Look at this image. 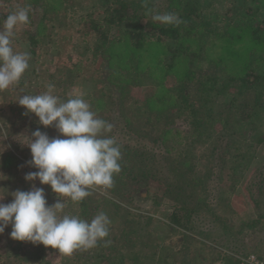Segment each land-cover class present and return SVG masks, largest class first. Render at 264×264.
I'll use <instances>...</instances> for the list:
<instances>
[{
    "label": "rangeland",
    "instance_id": "1",
    "mask_svg": "<svg viewBox=\"0 0 264 264\" xmlns=\"http://www.w3.org/2000/svg\"><path fill=\"white\" fill-rule=\"evenodd\" d=\"M107 1L12 0L15 3L14 11L22 8L23 4L29 3L32 27L37 32L44 34L43 37L45 36L40 47H37L38 53H41V61L38 62L36 68L40 72L48 71L47 74L55 73L59 65L69 67L70 63L80 61L81 70L77 71L71 83L68 84L63 79L61 83V77L58 76V79L56 78L58 81L49 82L47 74L30 81L32 73L25 72L21 79L26 80L27 83L20 84L18 82L8 89L0 90V159L5 157L4 159H7L5 165L12 169L11 173L4 176L0 173V198H2L0 203H10L14 199L12 193L16 190H22L23 188L25 191H29L35 186L44 189L48 205H53L58 200L65 203L61 215H76L81 219L91 221L95 215L99 214V211L105 210L104 205L106 203H102V200L103 197L108 198L107 188L94 186L96 193L89 194L90 198L88 199L90 202L82 210L69 197L59 196L55 193L50 185L41 184L38 179L35 181L25 179L27 173L38 171L30 164L32 154L27 143H29L31 133L37 130L38 127H42V132L47 133L50 138H61V136L54 124L52 125L54 129L51 126H44L39 123V118L34 113L25 114L27 112L26 108L19 105L17 100L25 94L38 95L45 93L48 90V85L52 84L54 85V94L62 100H67L70 96L82 93L83 98L90 104L91 109L97 113V116L113 125L110 134L116 140L141 146L152 154H147L142 169L146 173L145 178L149 179L145 183L148 187L147 197L138 194L139 188L136 187L137 185L129 184L124 187L123 192L125 195L122 196L120 204L129 212L151 217V226H147V229L151 231L153 228L152 230L156 235L154 234L149 240H146L148 236L146 238H134L128 243L125 237L118 239L117 244H115L118 249L128 244V247L123 250L122 264H182L178 261L181 254L185 255L186 252H189L187 256H191V254H195L194 250H197V248H200L199 251H203L202 253L207 258H215L217 261H214L213 264H236L234 260L223 262L222 254L224 253H232L239 264H245L240 262L239 257L244 258L248 254L257 256L255 254L257 253L264 258V220L255 219L256 216H254V210H252L253 199L249 194V189H247L250 186L252 187V184L257 186L258 173L264 171V143L253 147L252 153L254 156L250 164L243 163L233 167L231 163L226 162L223 167L219 165L214 167L210 176L207 186L211 197L209 202L215 203L214 198L219 191L224 196H228V203L221 201L220 204L214 205L217 206L216 211L219 212L216 214L231 219L233 225L231 224V226L225 228L215 219L214 215L208 216V212L204 207L195 210V213L199 214H195L198 223L197 230L204 229L209 236H216L215 232L218 234L225 233L218 239L219 241L225 238L226 245L224 247L215 245L208 237H206L205 246L204 244L201 246L198 242L202 239L195 233L190 234L193 240L188 242V247H183L182 235L178 231L171 232L172 230L167 225L166 214L170 212L172 203L170 197L161 195L162 187L171 179V174L167 171L162 156L169 147H172L173 151L175 147L173 144H176V141L179 142L189 128L185 126V123L181 125L179 122L181 131L174 132L172 129L167 137L161 135L160 131L159 135H149L148 130L141 127L125 122L121 124L120 121L115 119V116L120 102L147 99L154 94H168V92H165L166 88H174L178 77L174 72L167 71L164 67L162 69L157 61L160 58L167 63L164 55L166 51L165 43H156L154 42L155 38L146 42V40H149L146 39L140 57L141 73L132 80L122 82V88L118 89L115 78L120 80L129 78L125 71L121 70V65H125L129 61V57L127 56L126 60L121 62L120 59L114 56L111 60L108 50L104 52L106 55L99 50L96 56L83 50L86 44L94 43L95 39L92 35L84 36L82 33L84 27L77 17L80 13L84 15L100 14ZM168 1L137 0V2L151 5L154 8L155 15L166 12ZM201 1L203 13L206 15L213 12L228 15L230 12L227 10L232 8L231 5L233 7L234 4L238 6V1L246 7L250 6V10L246 12L247 19L240 23H237L234 13H232L227 16V21H222L215 26L202 24L203 28H200V31L204 34L206 30L213 28L204 46L200 44L199 38L193 37L194 41L201 47L198 48L193 45V48L197 51L204 49L205 58L217 63L216 66H212L215 73L233 76L243 74L244 62H248V56L259 52H257L258 49L255 45L249 48L251 37L249 33L255 30L260 36L256 38L260 41L259 45L264 44V0H243L244 3L241 0ZM135 7L130 8L135 10ZM135 11V14L142 12L139 8ZM129 14H131V9ZM152 17L151 15L150 17L140 18L139 23L143 26L145 32L152 30L151 23L155 21ZM21 26L18 25L15 29V36L12 41L14 52H27L23 47L25 39L21 36ZM2 29L3 26H0V30ZM120 32L118 30L117 34L116 29L111 28L108 31L110 39L119 38ZM121 47L124 48L123 45ZM125 50L126 47L122 51ZM243 57H245L244 61ZM180 64L176 69V73L180 72V67H182ZM205 65L207 64L205 63ZM230 91L234 93L235 89H230ZM172 93L169 92L170 95ZM93 97H95L94 101H92ZM230 97L229 92H222L218 100L227 101ZM155 136H158L157 140H154ZM15 177L23 178V181L19 180L16 186L14 184ZM4 184L8 185L5 186ZM91 189L93 188L91 187ZM50 193H53L54 196ZM97 194L100 195L101 201H91ZM154 199H160V201L156 203L153 202ZM249 219H254L256 225L247 227L248 229L238 230V223L240 221L246 222ZM109 220V225H112L114 221L111 218ZM259 227H262V230ZM11 231L12 228L8 225L4 232L0 233V264H84L77 261L76 258L79 256L86 257L87 255L92 257L94 253L93 250L87 249L84 250L83 254L78 250H74L71 255H65L59 253L58 249L45 246L39 242L16 240L10 236ZM116 247H114L115 250L112 248L114 251L111 250L110 255L116 253L118 250ZM39 252H42V255L37 259L34 255L35 253L40 254ZM219 257L221 260L217 259ZM72 259H75V262ZM97 264H106V262L99 260Z\"/></svg>",
    "mask_w": 264,
    "mask_h": 264
},
{
    "label": "trees",
    "instance_id": "2",
    "mask_svg": "<svg viewBox=\"0 0 264 264\" xmlns=\"http://www.w3.org/2000/svg\"><path fill=\"white\" fill-rule=\"evenodd\" d=\"M241 1L244 3L243 0ZM14 5L12 0H0V26H3L7 15L14 11ZM168 5L165 13L177 14L181 23L176 25L153 21L150 32H145L139 21L140 18L155 15L154 8L146 3L137 2V0H108L98 15L80 13L77 17L84 27L82 33L84 36L92 35L95 39L94 43L83 46V50L91 52L95 56L99 50L103 53L108 50L111 60L114 56L121 62H124L127 56L129 57V61L125 65H121V70H124L129 78L121 80L115 78V83L120 90L123 86L122 82L132 80L141 73L140 57L145 40L149 39L146 40L149 42L150 39L155 38L154 42L165 43L164 55L167 63L160 58L157 61L162 69L164 67L167 71H172L177 75L175 87L166 88L165 92L168 94H154L147 99L120 102L115 119L121 124L130 123L148 130L149 135H159L160 131V134L165 137L172 129L174 132L181 131V125L185 123V126L189 128L185 131L186 134L180 138L179 142L176 141V144H173L175 146L173 151L172 147H169L162 156L165 167L171 174V179L164 184L161 193V195L170 197L172 203L170 212L166 214L167 225L172 230L171 232L178 231L182 235L183 247H188V242L193 240L190 234L194 233L202 239L198 242L201 246L208 237L215 245L224 247L226 245L225 238L219 241L218 239L225 233L215 232L216 236H209L206 230H197L195 210L204 207L208 216L214 215L215 219L225 228L233 225L231 219L216 214L219 212L216 211L217 206L214 205L220 204L221 201L228 203V196H224L219 191L215 195V203H210L211 197L207 186L214 167L218 165L223 167L226 162L231 163L233 167L243 163L250 164L254 156L253 147L264 143V44L259 45L260 41L256 38L260 36L255 30H252V33H249L251 35L249 48L255 45L259 52L248 56V62H244V73L235 76L217 74L212 69V66H216L217 63L205 58L204 49L197 51L193 48V45L201 48L193 37L199 38L200 44L204 46L213 28L206 30L204 34L200 31V28H203L202 24L215 26L222 21H227V16L232 13H234L237 23H240L247 19L246 12L250 10V6L246 7L238 1V6L231 5L232 8L227 10L230 12L228 15L216 12L206 15L203 13L201 0H169ZM134 6L142 12L135 14L136 9L130 8ZM23 7H29V3L23 4ZM130 9L131 14H129ZM30 18L31 10L29 11V23L22 24L20 31L21 36L25 39L23 47L30 54V66L26 72L32 73L30 81H34L43 74H47L48 71L40 72L36 68L38 62L41 61V53H38L37 47H40L45 36L43 37L44 34L34 30ZM111 28L116 29L117 34L118 30L119 32L121 30L119 38L110 39L108 31ZM195 33L197 34L193 36ZM122 45L124 48L126 47L125 51H122L124 49L121 47ZM104 54L106 55V53ZM244 60L245 57H243ZM157 61L155 60V62ZM80 63V61L70 63L69 67L59 65L55 73L47 74L48 81L56 82L58 81L56 78L61 77V83L62 79L67 84L71 83L77 71L81 70ZM178 63H181L182 67H180V72L176 73ZM19 83L27 82L20 79ZM230 89H235V92H231ZM169 92L173 93L170 95ZM222 92H229L230 99L219 101L218 98ZM94 100L95 97L92 101ZM179 122L181 125L178 124ZM51 127L53 128V126ZM38 129L42 132V127H38ZM107 135L114 138L110 133ZM60 136L66 138L62 134ZM157 138L158 136H155L154 140ZM116 141L121 151L119 160L121 170L113 175V186L107 188L108 198L103 197L102 203H106L105 210L99 211V213L104 212L114 222L109 225L108 236L99 240L95 247L89 249L94 251L92 257L87 255L76 258L77 261L84 264H97L99 260L106 264H122L123 250L128 247V244L118 249L115 246L118 239L125 237L128 243L134 238L148 236L146 240H149L154 234L156 235L153 228L151 231L147 229V226H151V217L129 212L120 204L122 196L125 195L124 187L129 184L137 185L138 194L147 197L148 187L145 183L149 179L145 178L146 173L142 169L147 154H152L141 146ZM4 158L0 159V173L3 176L11 173L12 170L5 165L7 159ZM7 170L9 171L7 172ZM258 177L257 186L252 184V187L247 189L253 199L252 210H254L255 219L264 220V171L259 172ZM14 179L15 186L18 185L19 180L23 181L21 177ZM92 188H89L88 191L95 194V189ZM22 191L25 190L22 188ZM50 194L54 196L53 193ZM88 198L90 195L77 203L79 209L84 210L85 206H88V202H90ZM92 200L101 201V197L97 194ZM154 200L153 202L156 203L160 201V199ZM238 224V230H242L255 226L256 221L249 219L246 222L240 221ZM9 226L11 228L10 224ZM259 229L262 230V227ZM256 245L258 246V244ZM114 247L118 250L110 255ZM199 250L200 248L194 250L195 254H191V256H187L189 252H186L185 255L181 254L178 261L182 264H213L214 261H217L215 258H207L202 253L203 251ZM78 251L81 254L84 253V250ZM39 253H35V258L38 259L42 255V252ZM255 254L262 258L261 255ZM222 257L223 262L234 260L236 264H239L232 253H224ZM217 259L221 260L220 257ZM72 260L75 262V259Z\"/></svg>",
    "mask_w": 264,
    "mask_h": 264
},
{
    "label": "clouds",
    "instance_id": "3",
    "mask_svg": "<svg viewBox=\"0 0 264 264\" xmlns=\"http://www.w3.org/2000/svg\"><path fill=\"white\" fill-rule=\"evenodd\" d=\"M29 11L30 6L11 12L0 30V90L17 84L29 68L30 54L14 52L12 47L16 26L29 23ZM152 19L166 24L181 23L175 13L156 14ZM53 90L54 85L49 84L45 93L25 94L17 100L26 108L25 114L34 113L44 126L54 124L66 137L50 138L39 129L31 133L27 143L32 154L30 164L38 171L27 173L25 179H38L59 196L78 203L90 194L91 187L113 186V175L121 170L120 146L107 135L113 125L97 117L82 93L62 100ZM12 195L14 199L10 203H0V233L10 224V236L16 240L39 242L71 255L74 250L95 247L109 234L110 220L104 212L91 221L76 215H61L65 203L58 200L48 205L41 187L16 190Z\"/></svg>",
    "mask_w": 264,
    "mask_h": 264
},
{
    "label": "built area",
    "instance_id": "4",
    "mask_svg": "<svg viewBox=\"0 0 264 264\" xmlns=\"http://www.w3.org/2000/svg\"><path fill=\"white\" fill-rule=\"evenodd\" d=\"M240 262L241 263H245V264H264V260L259 259L257 256H255L254 254H248L246 257L244 258H240Z\"/></svg>",
    "mask_w": 264,
    "mask_h": 264
}]
</instances>
